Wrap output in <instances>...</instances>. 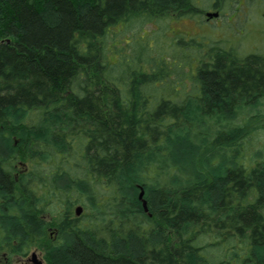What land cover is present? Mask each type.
Instances as JSON below:
<instances>
[{
  "label": "trees",
  "instance_id": "16d2710c",
  "mask_svg": "<svg viewBox=\"0 0 264 264\" xmlns=\"http://www.w3.org/2000/svg\"><path fill=\"white\" fill-rule=\"evenodd\" d=\"M200 10L0 0L5 264L35 247L43 264H264V53L177 33L171 60L144 32Z\"/></svg>",
  "mask_w": 264,
  "mask_h": 264
},
{
  "label": "rangeland",
  "instance_id": "374dc122",
  "mask_svg": "<svg viewBox=\"0 0 264 264\" xmlns=\"http://www.w3.org/2000/svg\"><path fill=\"white\" fill-rule=\"evenodd\" d=\"M196 3L201 9L196 14L184 16L173 15L172 18L160 20L159 23L155 22L154 25L149 24L144 28L145 34L149 35V39L152 41L155 49L157 47L160 49L165 47V49H167L168 43H170L174 34L183 33L188 37L196 36L198 40H206L209 43L219 41L227 47L239 49L242 54H248L250 52L264 53V0H196ZM209 13L212 14V16H209ZM215 13H217L216 16L214 15ZM155 37H159L160 40L156 41L158 39ZM176 49L179 50V48H175V50L174 48H168V54L171 55V57L169 56L171 60H173L174 55L176 56ZM115 58L114 55L111 57L112 60H115ZM184 73L188 74L190 72L186 69ZM170 79L177 80V76L172 74ZM185 82L189 84L188 89L192 87L191 80L188 82V79H186ZM177 85H179V83ZM149 89L153 91H174L176 88L171 87L170 89L165 86L157 85ZM182 97V94L176 96V94L173 93L170 99L177 102L182 100ZM156 102L158 101L156 100ZM207 126L214 129L212 124ZM204 129V132H206L207 128ZM173 149L172 147V150ZM164 158L167 159L164 160L170 166L167 167V171L171 176H174L175 173H179V175L185 177V175H183L185 169L182 167L187 169L189 166L175 165L173 163V157L170 154H166ZM157 172H161V170L157 169ZM150 174H153V172ZM167 178L168 176H164L162 180L164 181ZM99 191L101 193H108L101 189H99ZM99 191L98 193H100ZM82 213L86 214V211L83 209L80 215ZM45 219L48 220L49 218L46 217ZM33 253L36 254V259L38 261L42 262V264L45 262L44 248L35 247L27 257L19 258L16 263L36 264L33 260ZM4 262L5 261L1 259L0 264H5Z\"/></svg>",
  "mask_w": 264,
  "mask_h": 264
},
{
  "label": "water",
  "instance_id": "95a60500",
  "mask_svg": "<svg viewBox=\"0 0 264 264\" xmlns=\"http://www.w3.org/2000/svg\"><path fill=\"white\" fill-rule=\"evenodd\" d=\"M210 15H212V14H210L209 13V16ZM215 16L217 15V13H215L214 14ZM140 187V189H141V191H140V199L142 200V203H143V206H144V208H145V210L146 211H148L149 209H148V201L144 198V195H145V191H144V189H143V187L142 186H139ZM82 210H83V207L81 206V205H79V206H77V208H76V214L77 215H80V213L82 212ZM151 215V214H150ZM33 260L36 262V264H42V262H40V261H38L37 259H36V254L35 253H33Z\"/></svg>",
  "mask_w": 264,
  "mask_h": 264
},
{
  "label": "flooded vegetation",
  "instance_id": "af4514ba",
  "mask_svg": "<svg viewBox=\"0 0 264 264\" xmlns=\"http://www.w3.org/2000/svg\"><path fill=\"white\" fill-rule=\"evenodd\" d=\"M79 206V205H78ZM77 215V214H76ZM1 259H3V257L2 256H0V261H1ZM3 261H4V259H3ZM5 263V262H4Z\"/></svg>",
  "mask_w": 264,
  "mask_h": 264
},
{
  "label": "bare ground",
  "instance_id": "6f19581e",
  "mask_svg": "<svg viewBox=\"0 0 264 264\" xmlns=\"http://www.w3.org/2000/svg\"><path fill=\"white\" fill-rule=\"evenodd\" d=\"M212 16V15H211Z\"/></svg>",
  "mask_w": 264,
  "mask_h": 264
}]
</instances>
